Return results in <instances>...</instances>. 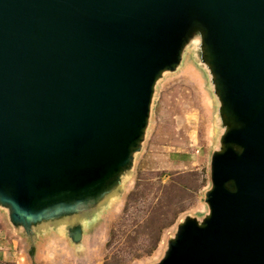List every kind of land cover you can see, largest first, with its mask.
Returning a JSON list of instances; mask_svg holds the SVG:
<instances>
[{"label":"water","instance_id":"water-1","mask_svg":"<svg viewBox=\"0 0 264 264\" xmlns=\"http://www.w3.org/2000/svg\"><path fill=\"white\" fill-rule=\"evenodd\" d=\"M196 25L235 126L211 160L209 216L159 264H264V0H0V199L15 222L67 220L111 188Z\"/></svg>","mask_w":264,"mask_h":264},{"label":"rangeland","instance_id":"rangeland-1","mask_svg":"<svg viewBox=\"0 0 264 264\" xmlns=\"http://www.w3.org/2000/svg\"><path fill=\"white\" fill-rule=\"evenodd\" d=\"M203 36L194 26L177 61L155 78L145 126L126 165L110 189L67 210L64 216L75 223L34 233L0 199V264H159L185 221L203 225L211 160L235 126L223 111Z\"/></svg>","mask_w":264,"mask_h":264},{"label":"crops","instance_id":"crops-1","mask_svg":"<svg viewBox=\"0 0 264 264\" xmlns=\"http://www.w3.org/2000/svg\"><path fill=\"white\" fill-rule=\"evenodd\" d=\"M68 221L75 223V222H73V220H64L63 223H69ZM63 223H62V226L61 225L59 226V224H60L59 221L56 222L55 220L41 219L40 221L38 220L34 224H32V229H33L34 233H36L37 231H43V230H45V231L50 230V233H54L55 228L56 229H58V228L63 229L64 228L65 225L63 226ZM50 241H51L50 242L51 245H53L55 243L54 240H50ZM52 247L53 246H51V249H50L51 255L55 251V249H53ZM37 256H38V254H37Z\"/></svg>","mask_w":264,"mask_h":264},{"label":"bare ground","instance_id":"bare-ground-1","mask_svg":"<svg viewBox=\"0 0 264 264\" xmlns=\"http://www.w3.org/2000/svg\"><path fill=\"white\" fill-rule=\"evenodd\" d=\"M108 189H110V188H107L106 191H107Z\"/></svg>","mask_w":264,"mask_h":264}]
</instances>
